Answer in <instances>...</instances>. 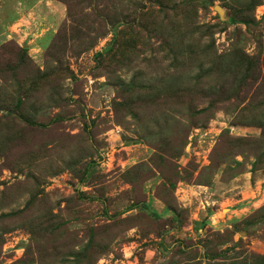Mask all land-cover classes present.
Listing matches in <instances>:
<instances>
[{
  "label": "rangeland",
  "instance_id": "1",
  "mask_svg": "<svg viewBox=\"0 0 264 264\" xmlns=\"http://www.w3.org/2000/svg\"><path fill=\"white\" fill-rule=\"evenodd\" d=\"M0 264H264V0H0Z\"/></svg>",
  "mask_w": 264,
  "mask_h": 264
},
{
  "label": "crops",
  "instance_id": "2",
  "mask_svg": "<svg viewBox=\"0 0 264 264\" xmlns=\"http://www.w3.org/2000/svg\"><path fill=\"white\" fill-rule=\"evenodd\" d=\"M55 11H58V12H60L61 11V8L58 6H56L55 7V9H54ZM198 188V187H197ZM200 188H205V187H200ZM199 188V190L198 191H196V190H194V191H196V192H203L201 189ZM233 188V187H232ZM206 189V188H205ZM221 193V194H220ZM219 193V198H218V201H212V205H214L215 204V202H218L219 204H222V203H224V201L225 200H228L229 202H230V200L231 199H234V194H235V191L233 190V191H231L230 192V195H225L223 192H220ZM239 200H241V198L239 199ZM151 202H153L154 203V206L156 207V208H158V202H160L159 201V199H157V198H155L154 197V200L153 201H151ZM159 204H161V206H160V210H161V214L163 215V217L164 218H169L170 216H172V214H173V210H171L170 208H168V207H166L164 204H162V203H159ZM200 204H201V206H202V208H204L205 206L203 205V203H201L200 202ZM211 213L210 214H203L202 216H200L199 217V215L197 214V215H195V216H197V220H199V219H202V220H206L207 221V219L208 220H212L214 217H215V215L217 214V212H215V210H213V209H211ZM228 213H229V211H228ZM226 214L225 216H224V218L225 219H223L222 218V220L221 221H226V219H228L229 218V214ZM199 218V219H198ZM204 218H206V219H204ZM211 222H213V221H211ZM218 223H220V220L218 219V221H217Z\"/></svg>",
  "mask_w": 264,
  "mask_h": 264
}]
</instances>
